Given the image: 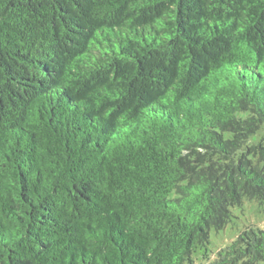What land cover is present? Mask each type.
<instances>
[{
  "label": "trees",
  "instance_id": "1",
  "mask_svg": "<svg viewBox=\"0 0 264 264\" xmlns=\"http://www.w3.org/2000/svg\"><path fill=\"white\" fill-rule=\"evenodd\" d=\"M248 200L264 0H0V264H195Z\"/></svg>",
  "mask_w": 264,
  "mask_h": 264
},
{
  "label": "rangeland",
  "instance_id": "2",
  "mask_svg": "<svg viewBox=\"0 0 264 264\" xmlns=\"http://www.w3.org/2000/svg\"><path fill=\"white\" fill-rule=\"evenodd\" d=\"M264 221V203L245 201L242 207L234 209L233 217L225 231L211 234V242L207 248H200L195 253V264H218L230 243L239 235L248 236L255 225H262ZM244 236V235H243ZM243 237L244 239L247 237ZM220 255V256H219Z\"/></svg>",
  "mask_w": 264,
  "mask_h": 264
}]
</instances>
